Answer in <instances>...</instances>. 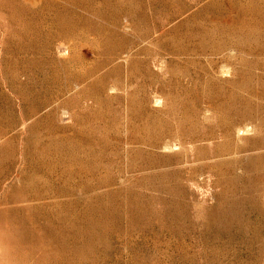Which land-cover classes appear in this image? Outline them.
Wrapping results in <instances>:
<instances>
[{
	"label": "rangeland",
	"instance_id": "374dc122",
	"mask_svg": "<svg viewBox=\"0 0 264 264\" xmlns=\"http://www.w3.org/2000/svg\"><path fill=\"white\" fill-rule=\"evenodd\" d=\"M0 264H264V0H0Z\"/></svg>",
	"mask_w": 264,
	"mask_h": 264
}]
</instances>
